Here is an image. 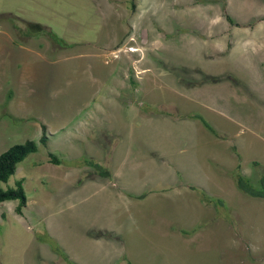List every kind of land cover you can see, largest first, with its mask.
<instances>
[{"label": "rangeland", "instance_id": "rangeland-1", "mask_svg": "<svg viewBox=\"0 0 264 264\" xmlns=\"http://www.w3.org/2000/svg\"><path fill=\"white\" fill-rule=\"evenodd\" d=\"M262 65L264 0H0V154L39 146L2 183L28 204L0 203V264H264V199L235 179L264 180ZM133 168L180 176L133 203Z\"/></svg>", "mask_w": 264, "mask_h": 264}, {"label": "trees", "instance_id": "trees-1", "mask_svg": "<svg viewBox=\"0 0 264 264\" xmlns=\"http://www.w3.org/2000/svg\"><path fill=\"white\" fill-rule=\"evenodd\" d=\"M228 21L232 22V19L227 16ZM29 28L32 32L38 33L41 32L44 27L38 23H30ZM50 37L52 34H48ZM59 41V39L57 38ZM201 122L205 125V127L215 136L218 137L217 131L204 119L198 117ZM43 135L40 140L41 144L47 146L49 141L47 136V126L42 125ZM39 149L38 144L33 140H28L25 143L17 144L8 149L7 151L0 154V203H5L9 201H19V205L16 208L17 214H23V210L27 207L28 199L26 195V191L24 188V180H20L16 183L15 187H10L4 189L2 187V183H7L9 179L15 175L17 172L18 166L31 154L36 153ZM49 162L54 165H61L62 160L58 158L55 154L49 153ZM88 165L92 166L99 172H104V167L96 162L89 161ZM240 169V167H238ZM235 179L238 188L245 194L254 197V198H262L264 199V180H262V187L257 188L255 187L251 181L244 176L239 170L235 173ZM49 236V235H47ZM51 244L54 245L53 240H48ZM55 248V246H54ZM59 251L58 248H55Z\"/></svg>", "mask_w": 264, "mask_h": 264}, {"label": "crops", "instance_id": "crops-1", "mask_svg": "<svg viewBox=\"0 0 264 264\" xmlns=\"http://www.w3.org/2000/svg\"><path fill=\"white\" fill-rule=\"evenodd\" d=\"M228 20V19H227ZM232 32V31H231ZM228 31H226V33H223V32H220V34L218 35H215V36H206L207 38H211V39H214V38H217V37H224L226 38V49L225 50H233L235 48L234 44H233V41L232 40H228ZM262 67H264V65H262ZM261 67V68H262ZM179 129V132H182V133H191L192 135L186 137V136H183V137H180L178 138L179 140V145H184L185 142L188 144V146H195L196 145V141L197 139H200V129L196 126H188V127H181V128H177ZM196 131L197 133L199 134L197 137H196ZM170 140H174V138L170 137L169 138ZM260 139H263V138H260ZM178 145V147H167L168 149L165 151V154H170L171 151H174L176 148H180V146ZM180 149H186L185 146H181ZM178 152V151H177ZM174 153L176 156H178V158L180 160H186V158H182L181 156L178 155V153ZM184 152V151H182ZM135 160H143L145 159V157H137V158H134ZM258 160V159H257ZM255 163V161L253 162ZM146 166V165H145ZM144 166V170L146 169V167ZM194 174V172L192 173V175ZM180 175H177L175 172L171 175L169 174H163V175H157V176H151V175H147V174H141V173H138L136 171V169L133 168V174H126V175H119V176H115L113 181L114 180H117V181H124V184H122V187L116 183V182H113V187L117 188L119 187L123 193L127 194L128 196V199L131 201V202H136V200L140 199V198H145V191L142 189L146 186V181L147 180H151V178H155L157 181H167V179H169V177H171L172 179H178ZM195 179V178H194ZM180 185L184 186L185 188H188L189 190H195V186H194V183L191 184L190 182H187L185 180V178L183 179H180ZM111 182V180L109 181ZM193 182V181H192ZM112 185V184H111ZM110 185V186H111ZM179 185V186H180ZM103 188H106L105 187V184L103 186ZM118 191V190H117ZM120 193V191H118ZM76 262V261H75ZM70 264V263H69Z\"/></svg>", "mask_w": 264, "mask_h": 264}, {"label": "bare ground", "instance_id": "bare-ground-1", "mask_svg": "<svg viewBox=\"0 0 264 264\" xmlns=\"http://www.w3.org/2000/svg\"><path fill=\"white\" fill-rule=\"evenodd\" d=\"M130 50H131V51H138L137 48H133V47H131Z\"/></svg>", "mask_w": 264, "mask_h": 264}]
</instances>
